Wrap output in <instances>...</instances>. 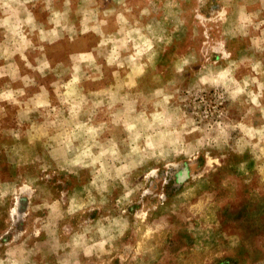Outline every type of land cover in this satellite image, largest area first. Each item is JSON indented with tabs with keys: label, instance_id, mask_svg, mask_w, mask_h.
<instances>
[{
	"label": "rangeland",
	"instance_id": "1",
	"mask_svg": "<svg viewBox=\"0 0 264 264\" xmlns=\"http://www.w3.org/2000/svg\"><path fill=\"white\" fill-rule=\"evenodd\" d=\"M192 239L264 264V0H0V264Z\"/></svg>",
	"mask_w": 264,
	"mask_h": 264
},
{
	"label": "crops",
	"instance_id": "2",
	"mask_svg": "<svg viewBox=\"0 0 264 264\" xmlns=\"http://www.w3.org/2000/svg\"><path fill=\"white\" fill-rule=\"evenodd\" d=\"M211 241L207 239L191 240L192 244L189 245V252L191 253L189 254L190 256H192V253H194V256L196 255L194 258L195 263L193 264H200V262L196 260L198 258L201 259V262L203 261V264H226V262H228L226 250L221 251L218 256L213 257L211 253L213 243ZM219 242L222 243L223 246L227 245V248L232 250L237 258H240L244 247L243 232L240 227L236 225L222 227ZM238 264H241V262L239 261Z\"/></svg>",
	"mask_w": 264,
	"mask_h": 264
}]
</instances>
